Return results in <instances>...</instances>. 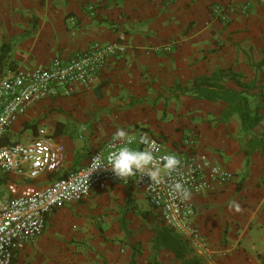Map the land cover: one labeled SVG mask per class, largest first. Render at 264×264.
<instances>
[{
  "label": "crops",
  "instance_id": "1",
  "mask_svg": "<svg viewBox=\"0 0 264 264\" xmlns=\"http://www.w3.org/2000/svg\"><path fill=\"white\" fill-rule=\"evenodd\" d=\"M247 2L251 7L244 14ZM215 6L228 11L227 21L214 14ZM172 42L170 52H155ZM112 43L123 45L125 53L88 86L70 97L40 101L4 136L3 145L29 143L44 129L64 161L58 172L38 180L8 177L0 183V198L8 195V183L19 191L44 188L76 172L119 128L129 136L146 131L160 138L165 153L176 157L194 140L197 158L226 170L232 180L213 182L194 199L195 225L211 254L188 245L189 258L200 264H264V151L250 158L244 153L253 138L264 137V109L263 120L245 132L239 115L223 117L226 102L192 92L197 79L224 71L227 88L247 94L250 105L256 98L253 110L263 106L264 3L0 0V52L7 54L0 75L11 62L12 69L46 68L55 58L68 60ZM158 228L170 230L144 193L133 185L108 186L51 213L43 235L17 252L12 264H151ZM158 259L179 264L168 251Z\"/></svg>",
  "mask_w": 264,
  "mask_h": 264
},
{
  "label": "built area",
  "instance_id": "2",
  "mask_svg": "<svg viewBox=\"0 0 264 264\" xmlns=\"http://www.w3.org/2000/svg\"><path fill=\"white\" fill-rule=\"evenodd\" d=\"M256 1L264 3V0ZM250 7V2L245 3L241 7L242 13L247 14ZM213 12L223 22L228 20V11L222 6H215ZM174 45L172 42L155 52H170ZM123 53L125 48L119 43L93 45L68 60L55 58L46 68L20 70L7 67L0 75V183L13 176L38 180L60 170L64 155L51 142L46 130H39L37 137L29 143L3 145L2 139L37 103L50 97L77 94L81 87L88 86L105 70L111 59ZM141 136L147 138L158 161L167 154L164 142L146 131L136 137L128 135L136 141L132 147L137 144L140 150H145L149 146L138 142ZM123 145L124 141L115 137L94 150L87 165L44 188L19 191L15 184L8 183V195L0 198V264H12L17 252L35 243L44 233L48 216L55 210L88 200L96 189L120 184L133 185L144 193L163 225L179 235L191 249L211 254L207 238L195 225L193 201L197 196L207 194L213 182L229 184L231 174L209 161L199 160L192 150L194 140H188L186 150L177 157L181 162L179 168L171 173L162 168L157 183L151 184V179L147 175L141 178V174L123 181L110 171L101 170L91 175L89 165L94 156L102 150L107 154ZM177 183L181 185L180 189L175 188Z\"/></svg>",
  "mask_w": 264,
  "mask_h": 264
},
{
  "label": "trees",
  "instance_id": "3",
  "mask_svg": "<svg viewBox=\"0 0 264 264\" xmlns=\"http://www.w3.org/2000/svg\"><path fill=\"white\" fill-rule=\"evenodd\" d=\"M6 60L7 54L1 51L0 65L3 62H7ZM13 63H10L11 68L15 67ZM224 73V71H220L209 77L197 79L192 92L198 99L211 102H226L228 108L223 117L230 118L234 114L239 115L243 130L249 132L263 120V116L259 114V111L264 109V104L253 110L247 94L229 89L223 84ZM260 96L264 102L263 91L260 93ZM260 150L264 151V137L261 139L253 138L245 147L244 153L247 158H250L255 151ZM161 251L173 253L179 264H200L199 261L189 258L190 249L185 241L170 230L158 228L151 250V264H160L158 255Z\"/></svg>",
  "mask_w": 264,
  "mask_h": 264
},
{
  "label": "clouds",
  "instance_id": "4",
  "mask_svg": "<svg viewBox=\"0 0 264 264\" xmlns=\"http://www.w3.org/2000/svg\"><path fill=\"white\" fill-rule=\"evenodd\" d=\"M115 135L118 139L124 141V145L117 150L108 151L107 154L102 150L94 156L89 165L92 169L91 175L101 170L110 171L123 181L141 174V178L147 175L152 181L151 184H154L159 181L162 168L171 173L180 166L181 162L174 154H165L158 161L146 137L141 136L138 142L149 144V146L145 150H138L131 146L136 141L128 138L126 129H117ZM175 188L180 189L181 185L177 183Z\"/></svg>",
  "mask_w": 264,
  "mask_h": 264
},
{
  "label": "rangeland",
  "instance_id": "5",
  "mask_svg": "<svg viewBox=\"0 0 264 264\" xmlns=\"http://www.w3.org/2000/svg\"><path fill=\"white\" fill-rule=\"evenodd\" d=\"M257 103H258V100L256 98H252L251 105L253 106V108L256 107Z\"/></svg>",
  "mask_w": 264,
  "mask_h": 264
}]
</instances>
